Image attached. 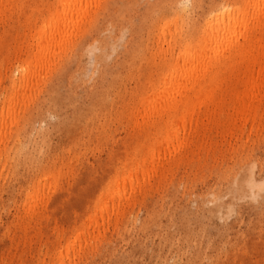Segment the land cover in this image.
Returning <instances> with one entry per match:
<instances>
[{
	"label": "rangeland",
	"instance_id": "374dc122",
	"mask_svg": "<svg viewBox=\"0 0 264 264\" xmlns=\"http://www.w3.org/2000/svg\"><path fill=\"white\" fill-rule=\"evenodd\" d=\"M51 1L22 0L0 23V147L4 145L0 148L4 159L0 158L4 163H0V264H264V191L251 197L238 183L254 163L256 176L263 174L264 117L257 124H247L242 132L237 129L224 135L201 126L192 138L191 152L173 169L151 178L150 171L144 176L138 173L136 178L143 181L144 191L132 199L133 203L118 201L115 194L112 200L104 195V202L110 203L100 217L97 203L101 202L96 199L102 186L111 183L112 173L121 168L128 155L134 156L144 141L138 127L144 118L134 105L149 82L163 73L158 62L167 48L162 31L167 39L168 30H162V19L175 16L182 4L177 0H103L93 15V25L84 37H77L79 42L71 52L64 48V53L61 50L56 55L58 61L55 59L46 74H41L46 78L40 76L42 81L38 80L36 87L30 84L26 95L24 91L13 93L9 87L27 57L16 46V40L25 39L26 31L21 29L27 21L25 14L34 5L45 14ZM249 1L191 0L185 13L186 34L200 23L201 29L193 31L194 38L200 37L211 5L227 4L242 13ZM4 114L9 118H3ZM218 127L222 132V117ZM6 148H11L9 157ZM45 170L48 176L43 174ZM50 173L57 176L51 180ZM36 182L41 189L32 185ZM120 184V180L116 182ZM111 186L116 187L114 183ZM25 200L31 201L27 205ZM94 212L99 215L95 219ZM69 243L74 244L73 249Z\"/></svg>",
	"mask_w": 264,
	"mask_h": 264
},
{
	"label": "bare ground",
	"instance_id": "6f19581e",
	"mask_svg": "<svg viewBox=\"0 0 264 264\" xmlns=\"http://www.w3.org/2000/svg\"><path fill=\"white\" fill-rule=\"evenodd\" d=\"M21 1L22 0H0V23L6 21L7 18L10 16V14L12 15L14 13V11L17 10L18 6L20 5L19 3H21ZM177 1H179L182 4L180 11H177V14L175 16H170L171 18H169V19H167L166 17L165 18L163 17V19H162V20H164L163 24L161 25L162 30H164V29H166L165 31L168 30V33H167L168 38L167 39L165 37L164 31H162L163 33L160 31L163 34V39H164V40L161 39V42L165 41L167 44V48H164L165 50L163 49L164 51H163V54L161 57L162 59L160 60V62H158V65L160 68H162L163 73L157 77L156 81L149 82V79H148V82L150 84L148 85L146 90L141 92L140 97L137 100L138 104L135 103V105H134V106H137L136 110L139 108L138 113L142 114L143 115L142 117L144 118L143 123H141L142 125L140 124L138 126L140 129H142L141 133L144 135V141L138 147L139 151L136 150V154L134 156L128 155L126 160L123 162V165L121 166V168L118 170H115L112 173V175L109 179L111 183L110 184L107 183L108 188H110V190L106 187L107 184L105 187L102 186L103 187L102 192L100 191L101 193L98 194L99 195L98 199H96V201L100 200V202H101V203H97L98 208H99L98 210L101 213L100 217H104L103 211L107 209L106 203H110V202H107L108 200L105 203L103 200V199H105L104 197H106V196L108 197L110 195L109 197L112 200L113 195L115 194L117 196L118 201H124L126 203H129L130 201L132 202V199H134V197L139 192H141L142 186H143V181H141L140 179L138 180V178H136L138 173H140L141 176H144L143 175L144 172L150 171V173H149L150 178H151V175H162L167 170H170L171 168L173 169V166L175 164L177 166L179 161H182L183 158L187 157V155L191 152L190 148H191L192 138L198 132V130L201 126H205L207 131L210 127L215 129L214 131H212L215 135H221V134L224 135V133L226 134V131L232 133L233 130L236 131L237 129H239L238 132H242L240 130H242L247 124L253 125L257 121H259V119L264 117V0H250L249 4H248L249 6H246L245 8H243L242 13H240L236 9L230 8V6L227 4L215 3V4L211 5V7H210L211 12L209 14L210 16L207 19L205 26L202 27L203 30L201 31L200 37L197 39L194 38L193 31H194V29L195 30L201 29L202 25H200V23H197L194 26V28H192L193 30H190V31H192L190 34H186V28H185V17L187 14L186 11L189 10L188 7L190 6L191 0H177ZM102 2H103V0H52L46 8L47 12L45 14H41V10L39 9V7H37V5H34L30 9L29 13L25 14V18L27 19V21H26L25 25L21 28V29L26 31L24 34L25 39H23L22 41H20V39L16 40L17 50L22 51V53L23 52L27 53V57L24 59L23 63L21 64L18 77L14 78L13 83L9 87V89L11 91H13V93H15L16 91H24L25 92V90L27 92V90H28L27 88L30 84H32V85L34 84V86H35V84L39 85L40 83H38V80H39V82L42 81L39 79L41 74L44 71H45L44 74H46L48 68L49 67L51 68V64L54 63L56 57L58 56L57 54H59L60 51L64 48L66 49V51L71 52L79 42V39L77 40V37L79 35H81L80 38L82 36L84 37V35L88 31V29L93 25V22H94V16L93 15L96 14L97 9L100 8V5ZM191 5H193V4H191ZM191 9H192V7H191ZM22 14H21V16H22ZM171 26H173V27L171 28ZM114 28L115 27H113V29ZM97 30H99V29H97ZM124 34H126V33H124ZM121 36H122V33H121ZM27 37H28V40H27ZM123 37H121V38H123ZM18 38L19 37H16V39H18ZM24 43H26V44L24 45ZM84 43L85 42H83V44ZM95 43H97V42H95ZM65 49H64V51H65ZM161 49H162V47H161ZM64 51H63V53H64ZM78 51H79V49H78ZM90 54L91 53H89V55ZM100 54H102V53H100ZM83 55H84V53H83ZM96 55H98V54H96ZM103 55H104V53H103ZM68 56H69V54H68ZM108 56H109V54H108ZM91 57H93V56L91 55ZM77 58H76V60H77ZM89 58H90V56H89ZM89 58H88V60H89ZM104 58H106V57L104 56ZM93 59H94V57H93ZM93 59L90 58V60H93ZM59 65H60V63H59ZM42 77L46 78L45 75L41 76V78ZM151 77H152V75H151ZM150 81H151V79H150ZM17 83H20V84L17 85ZM32 85H30V86L32 87ZM30 86H29V88H30ZM34 86H33V89L36 87V86L35 87ZM35 89L37 90V88H35ZM26 92H25V95L27 94ZM29 95H30V93H29ZM21 96H22V98L25 97L24 93H23V95L21 94ZM9 97H12V96L9 95ZM13 97H14V95H13ZM15 97H16V95H15ZM30 97H31V95H30ZM28 98L29 97L27 95L25 99H28ZM9 99H11V98H9ZM9 99H8V101H9ZM13 99L14 98H12V100ZM12 100H11V102H12ZM26 101H28V100H26ZM2 102L3 101H1L0 104ZM11 102L10 103L8 102V104H11V106L14 107L12 105V103L14 101L12 103ZM15 107H16V105H15ZM128 109H131L130 106H128ZM21 110H22V108H21ZM118 111H119V113H122L121 110H118ZM6 112L8 113V110H6ZM11 112H12V110H11ZM124 112H125V110H124ZM130 112H131V110L129 111V113ZM22 113H23V111H22ZM133 113L134 112L132 111V115L134 116ZM125 114H127V113H125ZM125 114H123V115H125ZM136 115H137V113H136ZM7 117L9 118V116L5 117V114H4L3 118H7ZM221 117L223 118V123H224V128L222 129V132H220V128L218 127L220 125ZM18 118H16V120ZM0 119H2V118H0ZM129 119L131 120V117H129ZM11 120H13V119L11 118ZM3 121H4V119L2 120V122ZM10 122L11 121H9V123ZM0 123H1V120H0ZM11 123L13 125L14 122H11ZM16 123H18V121H16ZM16 123H14V124H16ZM8 124H7V126H9ZM19 124H20V122H19ZM19 124H16V126H18ZM2 125H3V123H2ZM14 126H12V127H14ZM251 127H253V126H251ZM19 128H20V126H19ZM245 128H247V127H245ZM254 128H255V131H257L256 125H254ZM18 130H16V131H18ZM246 130H245V132H246ZM6 131H8V130H6ZM9 131H10V129H9ZM11 131H13V129ZM20 131H22V130H20ZM40 132H41V130H40ZM249 133H250V130H249ZM8 134H9V132H8ZM17 134H19V133H17ZM4 135H5V133H4ZM23 136H25V135H23ZM18 138H19V136H18ZM2 139L4 140V137ZM0 140H1V138H0ZM3 140H2V142H4ZM18 140H20V139H18ZM22 144H23V141H22ZM24 144H23V146H24ZM28 145H30V144H28ZM3 146L4 145H2V148H3ZM18 148L20 149V147H18ZM15 149H16V147H15ZM27 149L28 148L26 147V151H27ZM33 149L34 148H32V151H33ZM9 150H11V148ZM9 150H7V148H6L4 151L6 153V157H9ZM42 150H43V148H42ZM42 150L39 152V154L42 152ZM13 151L14 150H12V152ZM28 152L30 153V151H27L25 153H28ZM34 152H36V151H34ZM17 153H19V150ZM29 153L27 155H29ZM160 153H163V155H160ZM24 155H26V154H24ZM30 155H32V154H30ZM35 156L37 157V155H35ZM0 158H1V156H0ZM4 158H5V156H4ZM2 160H4V159H2ZM6 160L7 159L5 158V161ZM0 163H3V162L0 161ZM14 163H15V161H14ZM12 166L13 165H11V167ZM147 166H149V167H147ZM254 166H255V163H254V165H252V167L249 170H247L246 175L242 174L244 177H243V179H241L242 180L241 182H238V183H240L239 185L245 186V188L247 189L248 195L251 197H256L257 195H260V193L262 191H264V169H263V174L256 176V173L254 171ZM2 167H3V165H2ZM59 169L61 170V168H59ZM260 170L262 171V169H260ZM49 171H50V168H49ZM49 171H47V173ZM57 171H59V170H57ZM68 171L70 172V169ZM257 171L259 172V170H257ZM41 172H43V171L41 170ZM55 172H56V169H55ZM59 172H57V173H59ZM169 172H172V171H169ZM45 173H46V170L43 174H45ZM54 173H53V175H52V173H50L51 180H53V178H55L54 176L56 174H54ZM60 174H61V177H62V175L64 176L63 171L60 172ZM166 174L167 173H165V176H166ZM45 175H47V174H45ZM147 175H148V173H147ZM43 177H44V175H43ZM43 177H42V179H43ZM50 177H48V178L50 179ZM159 177H158V179H159ZM162 177L164 178V176H162ZM140 178H142V177H140ZM39 179H38V181H39ZM58 179H60V175H59ZM56 180H54L55 183H57ZM119 180L121 181V184L116 185L117 181L119 184ZM235 180H236V178H235ZM46 182H47V179H46ZM53 182H51V183H53ZM144 182H145V180H144ZM55 183H54V186H55ZM113 183L116 187L111 186ZM147 183H148V181H147ZM157 183H158V180H157ZM35 184L38 185V182H36L34 184L32 183V185H35ZM51 186H52V184H51ZM149 186H151V185H149ZM38 187L40 188L39 185H38ZM144 188H145V186H144ZM37 189H35V190L38 192ZM50 189H52V188H50ZM50 189H49V191H50ZM241 190H242V188H241ZM142 191H144V190H142ZM145 191H147V190H145ZM235 191H236V189H235ZM26 192L31 195V191L30 192L26 191ZM32 192H34V191L32 190ZM37 192L34 194V196L37 194ZM106 193H107V195H106ZM219 193H220V191H219ZM242 193H244V192H242ZM216 194H217V192H216ZM45 195L47 196V194H45ZM49 195H51V194H49ZM231 195H232V193H231ZM233 195H234V193H233ZM217 196H219V194ZM139 197H140V195H139ZM222 197H223V195H222ZM31 199H32V197H31ZM222 199H224V198H222ZM28 200H29V198H28ZM38 200H39V198H38ZM30 201H26L25 203L27 204V202H30ZM141 201H142V199H141ZM42 202H41V204H42ZM44 202H45V199H44ZM34 203L36 204V202H34ZM37 203H38V201H37ZM46 203H47V200H46ZM213 203L214 202H212V204ZM129 204H127V206ZM29 205H30V203H29ZM223 205H224V203H223ZM33 206H31V207L33 208ZM36 206H38V205H36ZM225 206H226V203H225ZM228 206L232 207L231 204ZM96 207H97V205H96ZM116 207H118V206H116ZM120 208H121V205H120ZM26 209H25V211H26ZM29 209H30V207H29ZM223 209H225V208H223ZM38 210H39V208H38ZM123 210H124V208H123ZM36 211H37V209H36ZM36 211H34V212H36ZM94 211L97 212V208ZM228 212H229V210H228ZM228 212L226 213L227 215H228ZM109 213H111V211ZM105 214H106V217L109 216L107 211L105 212ZM122 214H120L119 216H122ZM224 214H225V212H224ZM94 215H96L95 212H94ZM114 215H115V212H114ZM25 216H27V214L25 215V213H24V217ZM43 216H45V215L43 214ZM98 216L97 215L94 216V219H95V217H98ZM32 217H33V215H32ZM37 218H39V216ZM42 218H44V217H42ZM91 218H89V220H90L89 223L92 221ZM219 218H221V217H219ZM222 218H224V217L222 216ZM19 219H21V218H19ZM24 219H23V221H24ZM29 220H27L26 222H28ZM31 220H33V219H31ZM86 223H88V222H86ZM94 223H96V222H94ZM94 223H92L93 226H94ZM97 223H99V222L97 221ZM31 225L32 224L30 223L29 227ZM85 227H88V226H85ZM26 228H27V226H26ZM75 230H77V228ZM102 230H103V228H102ZM61 232H63V231H61ZM61 232L59 233L60 236H64L63 234H61ZM71 232H73V231H71ZM74 233L77 234V232H75V231L73 232V234ZM91 233H92V231H91ZM82 235H83V233H82ZM102 235H103V233H102ZM78 236H80V235L78 234ZM75 238H74V240H75ZM78 238L80 239V237H78ZM79 239H78V243H79ZM74 240H72V241H74ZM84 241H85V239H84ZM96 241H97V239H96ZM90 242H91V240H90ZM73 243H75V241ZM69 244H71V243H69ZM72 244L70 246H72L71 248L73 249L74 244L73 245ZM67 249H68V247H67Z\"/></svg>",
	"mask_w": 264,
	"mask_h": 264
}]
</instances>
